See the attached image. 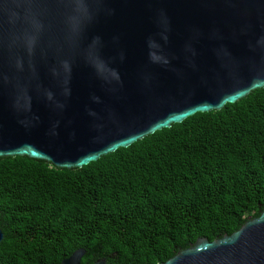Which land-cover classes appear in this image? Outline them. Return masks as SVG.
Here are the masks:
<instances>
[{
  "label": "water",
  "instance_id": "1",
  "mask_svg": "<svg viewBox=\"0 0 264 264\" xmlns=\"http://www.w3.org/2000/svg\"><path fill=\"white\" fill-rule=\"evenodd\" d=\"M85 2L0 0V159L81 169L264 88V0ZM26 34L37 37L31 53ZM97 56L119 80L97 73ZM162 264H264V209Z\"/></svg>",
  "mask_w": 264,
  "mask_h": 264
},
{
  "label": "trees",
  "instance_id": "2",
  "mask_svg": "<svg viewBox=\"0 0 264 264\" xmlns=\"http://www.w3.org/2000/svg\"><path fill=\"white\" fill-rule=\"evenodd\" d=\"M264 209V88L61 170L0 159V264H162Z\"/></svg>",
  "mask_w": 264,
  "mask_h": 264
},
{
  "label": "clouds",
  "instance_id": "3",
  "mask_svg": "<svg viewBox=\"0 0 264 264\" xmlns=\"http://www.w3.org/2000/svg\"><path fill=\"white\" fill-rule=\"evenodd\" d=\"M73 3L76 5V8L78 11H86V2L85 0H73ZM33 23L36 25V27L38 29H42L43 25L40 24L38 21H33ZM25 40V45L27 47V50L29 51V53H31L36 45V41H37V37L35 35L32 34H26L24 37ZM95 43H100V38L97 37L94 40ZM150 57L151 58H155V54L154 53H150ZM93 67L96 69L97 73L103 78L102 75V70L103 69H108L109 71H111V75L113 78H115L116 80H119V75L117 73L116 70L114 69H110L107 64L100 58V57H96L95 60L92 63ZM17 67L22 68V62L21 61H17ZM65 67H68L67 62H65ZM51 93H48V97L51 98Z\"/></svg>",
  "mask_w": 264,
  "mask_h": 264
}]
</instances>
